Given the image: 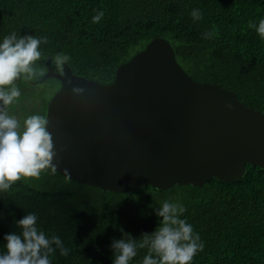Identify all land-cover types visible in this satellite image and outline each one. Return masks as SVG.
I'll return each instance as SVG.
<instances>
[{"label": "trees", "instance_id": "16d2710c", "mask_svg": "<svg viewBox=\"0 0 264 264\" xmlns=\"http://www.w3.org/2000/svg\"><path fill=\"white\" fill-rule=\"evenodd\" d=\"M193 9L202 19H193ZM99 11L103 17L93 22ZM261 18L264 0H0V41L13 32L18 38L46 37L35 62L37 78L48 58L60 72L55 57L66 54L73 73L110 83L119 64L162 37L192 79L231 90L247 106L264 111V39L249 27ZM206 32L213 38L206 39ZM15 84L21 96L8 111L23 124L28 115L45 114L59 80ZM165 199L184 204L183 216L204 242L191 264H264V169L250 164L233 182L211 178L202 187L146 185L122 193L46 169L39 178H22L0 192V252L4 234L19 232L15 221L34 212L38 226L71 249L66 257L57 250L52 264H113L112 240L153 231L159 220L153 209ZM146 253L139 249L129 264H141Z\"/></svg>", "mask_w": 264, "mask_h": 264}, {"label": "water", "instance_id": "95a60500", "mask_svg": "<svg viewBox=\"0 0 264 264\" xmlns=\"http://www.w3.org/2000/svg\"><path fill=\"white\" fill-rule=\"evenodd\" d=\"M45 65L29 82L59 80L44 115L53 163L67 178L122 193L233 182L246 164L264 169V111L192 79L162 37L119 64L110 83L75 74L65 62L60 72L49 58Z\"/></svg>", "mask_w": 264, "mask_h": 264}, {"label": "clouds", "instance_id": "9594fccd", "mask_svg": "<svg viewBox=\"0 0 264 264\" xmlns=\"http://www.w3.org/2000/svg\"><path fill=\"white\" fill-rule=\"evenodd\" d=\"M202 15L199 9L191 12L194 20L202 19ZM102 17L103 12L99 11L92 20L98 22ZM249 27L264 39V18L258 23L250 22ZM203 35L212 39L214 33ZM46 41V37L33 35L18 38L15 32L0 41V192L9 190L22 178H39L46 169L56 171L53 163L56 151L47 130L46 116L34 113L21 124L8 111V106L21 96L15 81H31L41 74L35 62L41 57L39 45ZM68 60V55L57 54L55 64L60 66ZM157 205L153 210L159 220L153 231L139 237L123 233L121 238L112 240L113 264H129L139 249H147L141 264H191L193 257L203 251L204 242L199 233L183 216L184 204L179 199H165ZM0 219H3V213H0ZM38 219L36 213L28 212L15 221L19 232L4 234L5 251L0 252V264H52L51 257L57 250L60 256L69 255L71 249L65 246L61 237L55 233L46 234L38 226Z\"/></svg>", "mask_w": 264, "mask_h": 264}]
</instances>
